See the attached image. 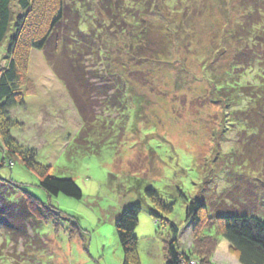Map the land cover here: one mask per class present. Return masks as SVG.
I'll use <instances>...</instances> for the list:
<instances>
[{"label":"rangeland","instance_id":"374dc122","mask_svg":"<svg viewBox=\"0 0 264 264\" xmlns=\"http://www.w3.org/2000/svg\"><path fill=\"white\" fill-rule=\"evenodd\" d=\"M83 1L95 6L99 33L80 37L71 15L72 21L63 20L51 35L47 50L53 63L38 50L28 52L26 69L19 59L16 91L23 94L24 106L10 112L21 122L12 128L20 147L34 152L36 163L49 168L53 177L72 179L83 197L50 196L17 156L7 154L15 165L1 167L5 148L0 139V213H26L23 199L32 196L43 214L20 223L31 248L26 241L10 242L0 229V264H123L115 223L135 203L141 206L135 231L140 264L167 263L173 223L180 229V252L190 255L193 230L187 209L197 200L210 212L234 203L248 208L241 213L249 211L264 221V202L258 201L264 198V133L252 146V124L241 114L254 106L256 91L244 88L264 85V64H251L253 54L245 56L250 60L238 57L249 50L246 43L252 38L261 43L252 52L264 59V0ZM61 2L34 0L26 12L20 0L12 1L13 23L0 42V76L11 61L9 41L18 18L26 23L15 52L21 58L30 43L47 34ZM121 2L132 13L138 9L142 18L139 26L118 19L128 30L122 35L121 27L112 29L107 10L100 9L101 3ZM65 50L105 79L119 73L126 86L120 108L111 91V100H104L100 77L95 84L101 90L92 98L91 89L82 87L83 108L91 120L99 115L85 145L77 141L81 115L55 73L56 67L68 70ZM242 60L245 69L239 76L234 66ZM149 189L174 204V212L160 211L147 197ZM204 234L218 240L214 264H241L215 227Z\"/></svg>","mask_w":264,"mask_h":264},{"label":"trees","instance_id":"16d2710c","mask_svg":"<svg viewBox=\"0 0 264 264\" xmlns=\"http://www.w3.org/2000/svg\"><path fill=\"white\" fill-rule=\"evenodd\" d=\"M12 1L13 0H0V42L7 38L13 23V12L11 7ZM33 1L34 0H20V5L27 12L32 10ZM121 1L123 2L124 0ZM122 2L116 3L114 6L111 4L106 6V3H101V11L104 12L107 10L106 12L111 15L110 21L112 23V29L122 26V23L118 24V19L120 18L123 20L127 18L128 22H123L128 26H139V17L137 16L138 9H136V12L132 13L131 8L122 6ZM87 8H89V11L86 12ZM126 9L127 11H125ZM94 12L95 6L90 8L83 0H68L65 4L62 0L56 16L51 21L47 34L40 38V40L30 43L25 49L26 53L21 58L15 57V52L19 46L18 42L21 41L24 31L23 29L26 26L23 19L24 17L20 16L16 23L15 34L12 35L13 37L9 41L10 45L8 48V57L11 58V61L5 72L0 76V139L2 140L5 148L1 167L8 166L9 168H12L15 165L14 161L8 160L7 154L19 157L23 165L29 171L38 175L40 187L50 196L63 194L67 197L81 200L83 194L72 179H59L53 177L50 174L49 168L37 164L35 161L36 154L20 147L12 135V128L19 126L21 122L13 120L10 116V112L16 107L24 106L23 94L21 91H16V83L20 78L18 60L20 59L23 68L26 69L25 67L29 56L28 52L38 50L45 52L48 60L53 63V59H51L47 49L50 43L51 35L56 31L57 26L59 25L58 27H60L61 22L63 20L65 21V19L66 21H72L73 18L71 15H74L73 21H75V28L77 29V32H80V37L95 35V33H99L100 31V22L96 20V16L93 14ZM141 19L142 18L139 20ZM120 32L122 35L126 34L128 30H125L124 32L123 25V27L120 28ZM133 37H135V39L138 38L139 33L137 36ZM246 44V48L249 47V50L245 49L244 51H240L238 53V57H242L243 55V59L250 60V57H247L246 59L245 56H247L248 53L251 55L253 54L254 60L251 59V62L249 61L251 64H264L262 56L258 52H252L254 47H257L258 44L261 45L260 41H252L251 38L249 43ZM65 49L67 50L68 46L67 48L65 47ZM66 50L64 51V56L67 59H70L68 62V70L63 72L56 67L55 73L66 86L70 97L81 115L83 128L77 141L78 143L85 145L91 136L94 125L98 121L97 118H99V115L92 116L91 120L90 116H88V108H83L82 105H85V102L83 103L84 98L83 96L81 97V94L79 93L82 91V87L86 86L91 89L92 93L89 94L91 96L88 97L92 98L94 94H96V89L101 90L98 88L101 84H95V82L103 80V85L106 86L105 90L102 89L104 91L102 92L104 100L110 99L111 94H109V92L111 91L113 94V100H115L114 106L120 108L122 106V99L125 94L126 86L119 73L110 75V78L105 79L100 76V72L98 73L97 71H92L90 68H86V66L82 65L84 63L82 59L73 60V57L69 56ZM242 61L243 62L237 63L238 67H236L237 65L234 66V69H240V72H235L239 76L240 74H243L242 71L245 69L243 64L245 61ZM249 62L247 63L249 64ZM262 72V81H264L263 69ZM96 77H100L98 78L99 80H97ZM250 86L251 87L248 88H244L246 86H243L242 88H244L245 91H249V89L256 90H254V96L251 97L254 106L251 105V108L248 111H246L247 108L242 109L241 114L244 115V121L246 123L252 124V126L250 125V131L253 133V135H251V137H253L251 138L253 142L252 146H257L258 142L256 137H262L264 133V85L261 88H256L252 85ZM107 90L108 92H106ZM114 92H116L117 95H115ZM246 96L249 97L248 93H246ZM259 123L262 127L259 126ZM258 130H260V133ZM260 148H264V142L260 145ZM146 195L165 215H170L174 212V204L166 203L155 190H147ZM29 197L30 198L23 199V203H26V206L24 205L26 213L22 211L16 213V211H13L12 214V209L8 211L10 212L8 215L0 213V229L5 231V237L10 242L26 241L28 246H30V236H28L25 229H22L20 223H29L31 215H35L38 218H41L40 215L43 216L41 209L42 205L39 200L32 196ZM258 201L264 202V198H259ZM224 205L226 208L225 211H220V207L217 209L212 208L210 212L208 205L201 200H197L190 204L187 209V222H191L193 230L192 251L190 255L180 252L178 244L180 229L173 223L170 228V241L166 243V251L168 254L166 264H214L212 259L217 250L218 240L215 237L204 234L206 229H211L213 227L216 228L218 235L223 237L229 243L241 264H264V221L258 219L254 215H251L249 211L241 213L248 208L243 209L234 203L231 205ZM231 206L234 208L232 212L227 210V207L229 208ZM140 213L141 206L140 204L135 203L134 205L124 209L120 218L117 219L115 223L117 235L124 254L123 264H140L137 254L138 240L135 237V231L139 225ZM154 217L156 218L157 216L154 215ZM27 245L26 247H28ZM1 256L2 255H0V257ZM2 258H4V255Z\"/></svg>","mask_w":264,"mask_h":264},{"label":"bare ground","instance_id":"6f19581e","mask_svg":"<svg viewBox=\"0 0 264 264\" xmlns=\"http://www.w3.org/2000/svg\"><path fill=\"white\" fill-rule=\"evenodd\" d=\"M24 9V8H23Z\"/></svg>","mask_w":264,"mask_h":264}]
</instances>
